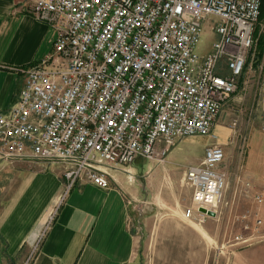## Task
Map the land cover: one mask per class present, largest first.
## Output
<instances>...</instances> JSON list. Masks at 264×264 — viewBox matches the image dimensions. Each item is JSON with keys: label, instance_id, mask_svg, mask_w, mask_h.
<instances>
[{"label": "built area", "instance_id": "built-area-1", "mask_svg": "<svg viewBox=\"0 0 264 264\" xmlns=\"http://www.w3.org/2000/svg\"><path fill=\"white\" fill-rule=\"evenodd\" d=\"M15 1L28 2L55 39L43 59L19 69L23 87L0 114V159L58 165L60 203L77 183L107 190L110 172L129 174L138 160L163 165L183 139L210 138L183 173L191 192L183 215L197 224L215 216L228 183L213 131L246 68L262 0ZM207 33L215 39L199 54ZM258 103L264 121V74ZM252 200L264 208V191ZM244 230L264 231V214Z\"/></svg>", "mask_w": 264, "mask_h": 264}, {"label": "crops", "instance_id": "crops-1", "mask_svg": "<svg viewBox=\"0 0 264 264\" xmlns=\"http://www.w3.org/2000/svg\"><path fill=\"white\" fill-rule=\"evenodd\" d=\"M28 8L26 1L0 0V114L14 106L23 87L19 69L43 59L55 39V31L36 20ZM234 100L239 99L234 96ZM200 138L194 142L204 152L210 139ZM202 158L203 154L198 160ZM146 167L151 170L150 164ZM125 170L137 174L134 164ZM110 177L107 190L77 183L59 203L66 183L58 166L0 159V264H188L180 250L176 254L158 246L141 252L144 237L159 245L173 236V243L184 246L187 231L141 218L138 224L132 208L148 204L139 199L138 185L121 171L110 172ZM50 216L49 227L33 251Z\"/></svg>", "mask_w": 264, "mask_h": 264}, {"label": "rangeland", "instance_id": "rangeland-1", "mask_svg": "<svg viewBox=\"0 0 264 264\" xmlns=\"http://www.w3.org/2000/svg\"><path fill=\"white\" fill-rule=\"evenodd\" d=\"M213 39L214 36L205 34L196 51L199 54L209 52ZM259 43H262L261 52L257 49ZM263 64L264 16L258 19L255 26L254 46L248 52L246 68L238 88L228 102L230 107H224L214 127L216 132L213 131L214 135L217 134V142L224 146L225 158L221 168L226 172L228 183L215 216L203 224H197L183 215L191 199L190 189L183 181V173L189 166L203 159L198 160L202 157L203 149L194 142L199 141L200 137L183 139L176 147L177 152L170 158L173 161L168 157L163 165L150 164V171L146 170L149 164L141 160L134 163L137 174L121 171L130 176L129 182L138 185L139 199L151 206L141 220L181 226L187 231L184 246L178 241L173 243V236L159 245L152 241L154 238L149 240L144 237L141 252L157 250L161 246L160 251L170 250L177 254L180 250L182 254L185 253L188 264H264V231L256 233L244 230V224L251 226L253 215L264 214V208L257 207L252 200L254 193L264 191V121L258 103L264 74L261 67ZM234 96L239 100L235 101ZM234 120L236 128L232 130L229 125ZM246 185L250 190L247 194L240 191ZM132 214L136 217L135 212ZM245 215H249V219L242 220ZM236 237L243 241L252 238L242 243L241 240L236 241Z\"/></svg>", "mask_w": 264, "mask_h": 264}, {"label": "water", "instance_id": "water-1", "mask_svg": "<svg viewBox=\"0 0 264 264\" xmlns=\"http://www.w3.org/2000/svg\"><path fill=\"white\" fill-rule=\"evenodd\" d=\"M150 207L151 206L149 204H147V203H140L138 205H134L133 206L132 210L138 214V220H137L138 224L140 223V218H142V216L145 213H148V211L150 210ZM209 215L213 216L212 213H210Z\"/></svg>", "mask_w": 264, "mask_h": 264}, {"label": "trees", "instance_id": "trees-1", "mask_svg": "<svg viewBox=\"0 0 264 264\" xmlns=\"http://www.w3.org/2000/svg\"><path fill=\"white\" fill-rule=\"evenodd\" d=\"M263 16H264V0L261 1V7H260L259 19H260L261 17H263ZM257 49H258L259 52L262 51V43H259V44L257 45Z\"/></svg>", "mask_w": 264, "mask_h": 264}, {"label": "bare ground", "instance_id": "bare-ground-1", "mask_svg": "<svg viewBox=\"0 0 264 264\" xmlns=\"http://www.w3.org/2000/svg\"><path fill=\"white\" fill-rule=\"evenodd\" d=\"M49 219V218H48Z\"/></svg>", "mask_w": 264, "mask_h": 264}]
</instances>
